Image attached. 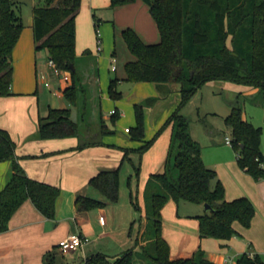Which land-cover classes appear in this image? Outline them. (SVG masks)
Masks as SVG:
<instances>
[{"label": "trees", "instance_id": "16d2710c", "mask_svg": "<svg viewBox=\"0 0 264 264\" xmlns=\"http://www.w3.org/2000/svg\"><path fill=\"white\" fill-rule=\"evenodd\" d=\"M135 1L110 0V6L115 8ZM142 1L149 6L160 40L149 43L132 27L122 29L125 43L134 55V59L124 65L126 79L153 82L160 96L179 91L181 100L151 139L137 149L121 148L125 152L123 159L129 158L131 150L142 155L164 128L172 127L165 169L151 173L147 178L144 207L132 197L134 208L144 212L146 218L143 243L139 249H128L114 260L97 253L88 257L84 264H215L201 246L191 256L171 258L170 243L163 236L162 210L170 199L210 204L213 210L195 215L200 238L229 240L242 236L234 222L244 228L252 224L256 205L246 195L226 199L224 184L216 170L205 163L202 146L192 137L191 121L181 114V108L204 83L213 80L233 81L258 88L259 93L264 92V0ZM81 5L82 0H43L33 9L36 50H46L49 60L61 70L70 72L71 84L65 88L64 96L72 106H78L86 92L84 76L79 74L76 66V20ZM23 28L21 2L0 0V97L14 94L12 53ZM93 74L98 75L97 67ZM117 82L118 78H113L108 86L109 96L114 100L122 97ZM156 100L154 96L135 104L136 124L128 128L132 139L144 140L145 106ZM261 102L264 106V101ZM72 114L71 107H49L47 114L39 117L34 138L74 136L79 142L73 149H83L102 145L101 138L115 132L107 125L101 110L97 114V124L84 130ZM116 115L117 110L111 115L113 121ZM82 120H85L84 115ZM224 120L231 130V146L236 152L238 165L255 180L261 179L264 177V169L260 167L264 159L262 127L246 119L243 107L239 105H232ZM19 159L15 141L8 130L0 128V161L10 160L12 169L0 190V233L9 229L10 219L27 199L46 217H56L60 187L28 176ZM135 169L139 171L136 166ZM89 184L106 199L118 201L120 167L100 171L89 179ZM75 205L79 210H88L102 207L104 202L78 194ZM251 247L248 243V251L236 258V264H264L259 253L250 256ZM54 258V250L48 251L44 264L53 263Z\"/></svg>", "mask_w": 264, "mask_h": 264}, {"label": "crops", "instance_id": "0c3cea01", "mask_svg": "<svg viewBox=\"0 0 264 264\" xmlns=\"http://www.w3.org/2000/svg\"><path fill=\"white\" fill-rule=\"evenodd\" d=\"M140 1L142 0H136L133 4L128 5L131 7L137 5V7L142 8L143 6ZM109 3L110 0H90L89 6L93 10L97 7L107 6ZM83 7L84 1L82 0L80 12L83 10ZM80 12L76 20V30L78 19H80L79 17L82 15ZM147 13V10L141 13L144 18V25L140 24L138 17L133 21L135 23H130V25L134 26L135 30L144 41L149 43L157 42L151 41L154 35L153 32L152 35H149V33L146 34V30L153 29V23H155L154 20V22H152L150 18H147ZM101 18L102 17L93 13L91 17L92 24L95 25V27H100ZM85 21L86 23H90L86 18ZM30 25L33 33L35 53L33 56L30 51L31 58L27 60L26 66V68H28V75L25 74L26 78H21L17 84V75L14 77L16 61L12 53V91L14 94L0 97V128L8 130L12 139L15 141L16 154L20 156L19 162L28 176L60 187L61 194L57 201V212L54 219H50L43 215L30 199L22 203L10 219L9 229L0 233V264H44L45 254L50 250H54L55 253L54 261L50 264H57V258L60 255H65L59 248V241L74 232L86 235L89 241L83 246L71 251V253H73L80 249L82 254V257L73 264H84L88 257L97 253H103L108 258L115 259L128 249L137 250L143 243L142 234L146 227V218L144 212L140 213L134 208L132 197H135L140 206L144 207V186L146 180L151 173L164 171L170 138L165 146L163 155L153 164L152 171L146 175L143 180L139 179L136 191L131 188L130 181L127 180L129 189L124 186L123 190H120L118 201L112 202L106 199L100 191L89 184V179L102 170L121 168L125 153L121 148L137 149L148 139L144 138L143 141L136 140L140 142L136 146L135 143L129 142L126 138L121 136L117 138L108 134L101 138L103 142L102 145L89 146L83 149H73L79 142L78 138L74 136L35 139L34 136L39 127V117L47 114L48 110H46V108H63L54 105L55 103H53V101L50 103L49 100L45 104L43 101L45 91L51 92L54 96L65 98L64 90L71 84V80L66 82L56 73L55 68L49 64L47 52L43 59L38 58L33 32V14ZM146 36L150 41L144 39ZM110 43L111 35L108 34L107 37L102 34L103 50L100 53L94 55L90 52L86 53L85 51L80 55L77 53L76 47V54L77 57L83 59V62H80V68L82 70L83 67L87 69L89 64L91 66L94 64L93 60H91L92 57H94L97 62L98 75L92 73L88 75L89 77L87 79L90 85L95 88V90L93 89V100H95L93 105L94 114H98L99 110H101L102 113L106 108L108 110V115L103 116L102 114L103 118L106 119L109 115H112L111 111L116 109L120 114L123 112V117L127 118L132 114L129 104L114 99V101H111L112 98L110 96L108 99L103 96L104 81L102 80V68L98 56L101 54L103 55V52L105 53L107 51ZM109 53L108 51L107 55H109ZM113 54H115V49ZM111 62L113 63V60ZM19 63L18 61V64ZM113 71H117V69ZM113 78H118L117 86L119 84L123 85L124 81L127 80L126 73H123L121 76L117 75L111 77L109 80L106 79L105 83L107 89ZM134 83H137L138 86H133L128 93L132 94L136 89V94H142L140 97L141 99L146 98L145 100H147L150 97H157V100L153 104L145 106V111L158 110V108L163 110L160 116L156 118V122L158 121V123L154 126V129L157 130L160 124L165 122L164 120L169 117L168 114H171L180 103L181 93L179 91H174L167 96H160L153 82ZM250 88L249 92L253 93L256 91L255 88ZM145 90H147L146 93L141 92ZM141 99L138 101L133 97L132 100L134 101H131L134 103L133 106H135L136 103H141ZM168 99L172 101V104L166 107L169 102ZM133 110L135 112L134 107ZM156 115L158 114L156 113ZM161 120L163 121L160 122ZM127 128L129 127H125L124 131L126 134L130 135V132L126 131ZM169 128L171 137V125H169ZM190 130L192 133V125L190 126ZM207 134L212 140L214 139L213 134L210 132ZM122 135L124 134L122 133ZM96 136L97 134H95V137ZM130 139L132 140L131 136ZM131 156V152H129V159ZM209 167L216 170L218 177L223 182L227 200H232L244 195L252 199L257 207L252 224L249 228H244L238 222H234V227L243 236V239L234 236L229 240H212L209 237L200 238L199 236V241H195L194 238L190 237L193 242L192 245H190V247L185 245L183 249H174L172 237L163 230V236L170 243L171 258L191 256L193 252L201 246L206 251L211 261L215 264H225L224 260L226 256H231L229 255L231 252H234L232 256L237 257L243 252L248 251V243L252 245L251 252L259 253L262 256V254H264V186L261 187V190L247 189V184L253 179L244 169L239 167L237 159L233 161L230 157L225 160V163L218 164L216 167L209 165ZM11 170L10 160L0 161V190L5 186L11 174ZM122 180L123 176L120 175V188ZM256 184L264 185V179H259ZM98 192L101 196L97 197V199L104 202L102 207H92L88 210L77 209L75 200L78 194L95 197L98 195L96 194ZM198 205L201 206L200 209H202V212L197 211L196 215L207 212L204 209V204L198 203ZM102 215L105 216L104 223L99 219ZM176 219L178 224L192 225L195 223L180 217ZM181 221H183V223H181Z\"/></svg>", "mask_w": 264, "mask_h": 264}, {"label": "rangeland", "instance_id": "374dc122", "mask_svg": "<svg viewBox=\"0 0 264 264\" xmlns=\"http://www.w3.org/2000/svg\"><path fill=\"white\" fill-rule=\"evenodd\" d=\"M18 1L21 2V15L23 17L25 27L22 31L21 38L18 41L13 52V57L16 61L14 72V77L17 75L16 84L19 80H21V78H24L26 76L25 74L28 75V68H26L27 60L31 58L30 51L33 56L35 53V45L33 43V33L30 22L32 20L34 7L43 3V0ZM83 1L84 7L80 12L82 15L81 17H79L80 19H78L77 23V53L82 55L87 49H89V52L91 54L96 55L98 53L96 27L91 22L93 13L102 17L99 27L102 34L107 37L108 34L111 35V43L109 44V48H107V51L105 53L103 52V55L101 54L98 56L101 62L102 80L104 81L103 96L108 99L109 93L108 89L106 88V79L109 80L111 77H115L117 75L121 76L123 73H126L124 66L125 63L131 59H134V55L127 47L123 38L122 29L128 26L135 29L134 26L130 25V23H135L133 21L136 17L139 18L138 21L140 22V24L144 25V18L141 14L142 11L147 10V18H150L152 22H154V19L151 16L149 6L146 5V3H144L143 1H140L141 5L143 6L142 8L137 7V5H133L131 7L128 4L112 8L109 3L107 6L97 7L93 10L89 6L90 0ZM85 18L86 20L90 21V23H86ZM153 24V29H147L146 34L149 33V35H152L153 32L154 35L152 39L154 40L151 39V41L158 42L160 39V34L157 25L155 23ZM144 39H148L150 41L147 36ZM114 49L115 54H113ZM108 51L110 52L109 55H107ZM46 52V50H40L36 53L38 58L43 59L46 55ZM113 59H116V65L118 67L117 71L112 70L113 63L111 61ZM91 60H93L94 64L92 66L89 64L87 69H85L86 67L84 68L82 66L84 71L80 68V62L82 63L83 59L77 57L76 60L78 72L81 76H84L83 84L86 88V92L82 94L78 106H72L64 97L54 96L49 91H45V95H43V101L45 104L49 100L50 103H52L53 101V103H55L54 105L57 106L71 107L73 110L72 117L74 120L81 123L82 130L88 127L92 128L93 125L97 124V114H94L93 106L95 103V100H93V89L95 90V88H93L88 82L89 80H87L88 75L94 73L97 67L95 58L92 57ZM18 61L20 62L19 64ZM133 86L138 85L137 83L128 80H125L123 85L119 84L117 86L118 90L122 92V97L117 101L129 104V108L132 110L131 116L124 118L122 112L121 114L118 113V115H116L115 121H113L110 115L105 120L109 128L115 130L113 134H109L110 136H114L117 138L121 136L123 138H126V140H128L129 142L135 143L137 146L140 142L133 139L131 140V135L126 134L124 131L125 127L130 128L135 125V112L133 110L134 103L131 102L134 101L132 100L133 97L134 99L140 101V97L142 96L141 93L136 94V89L132 92V94L128 93ZM250 89L251 88L249 86L235 83L233 81H208L204 83L181 108V114L188 117L191 121L192 137L202 146L203 157L205 163L208 166L211 165L216 167V165L218 164L225 163V160L230 157L233 159V161L237 159V155L233 147L225 143L226 136H231V130L225 123L224 119L227 115H229L232 105L242 106L245 118L251 121L255 126L262 127L263 131L261 136V149L264 152V106L261 102L264 101V92L259 93V90H257L258 88H255L256 91L251 93L249 92ZM146 91L147 90L141 92L146 93ZM145 99L146 98H142L141 102ZM169 100L170 99H168V101ZM111 101L114 100L111 99ZM171 104L172 101H169L166 107H169ZM46 110L48 109L46 108ZM107 111L108 110L106 108L102 111L103 116L108 115ZM162 111L163 110H161V108L153 111H145V139H151L163 125L164 122L160 124V122L163 121L161 120L159 122L160 126L157 128V130L154 129V126H156V124L158 123V121L156 122V118L160 116ZM156 113L158 115H156ZM82 115L85 116V120H82ZM169 115L170 113L168 114V116ZM207 131L214 135L213 140L209 137ZM122 133L124 135H122ZM169 138L170 128L169 126H167L157 136L151 147L148 148L142 155H140L135 150L130 151L132 155L131 158L124 159V162L122 163L120 168V175L123 176L120 190H123L124 186L125 188H128V181H130L131 188L135 191L137 190L139 179L143 180L145 176L152 171L153 164L157 161V159L160 158V156L163 155L165 146L168 143ZM135 166L139 168V171L135 169ZM249 176L253 180L249 181L250 183L247 184V189L261 190V187L264 185L256 184L258 183V180H255L250 174ZM262 179H264V177H262ZM96 194H98L97 196H95L96 198L101 196L99 192ZM200 208L201 206L198 205V203L187 201L184 199H180L179 201L170 199L165 204L162 213L163 230L165 233H168L172 237V245L174 249H183L185 248V245L187 247H190V245H192L193 243L191 238H194L195 241H199L200 238L198 234V222L195 218V215L197 211L202 212V209ZM179 217L182 219H186L187 221L191 220V222L193 221L195 223H193L192 225L178 224L176 218ZM181 223H183V221H181ZM238 237L243 239V236ZM211 239L217 240L215 238ZM233 253L234 252H231L229 255L232 256L234 255ZM81 257L82 254L80 249L73 253H71V251L65 252V255H60L57 258V264H73L76 263ZM262 258L264 260V254H262ZM111 260H114V258Z\"/></svg>", "mask_w": 264, "mask_h": 264}, {"label": "built area", "instance_id": "2783aa9c", "mask_svg": "<svg viewBox=\"0 0 264 264\" xmlns=\"http://www.w3.org/2000/svg\"><path fill=\"white\" fill-rule=\"evenodd\" d=\"M96 36H97V52L100 53L103 50V46H102V33L101 30L99 29V27L96 28ZM116 59H113V66L112 69L115 70L117 69V65H116ZM49 64H51L55 70L56 73L66 82L71 80V74L69 71H63L61 70L57 64L53 61V60H49ZM116 112V109H113L111 111L112 114H114ZM126 131H129V129L127 128ZM231 136H226L225 138V142L227 144L231 145ZM260 167L262 169H264V159L263 161L260 162ZM100 221L102 223L105 222V216L102 215L100 216ZM89 241V238L86 235H83L79 232H74L72 234H70L69 236L61 239L59 241V248L62 252H69L72 250H75L78 247L83 246L84 244H86ZM255 255L254 252H250V256L253 257ZM225 264H236V257L234 256H226L225 260H224Z\"/></svg>", "mask_w": 264, "mask_h": 264}, {"label": "water", "instance_id": "95a60500", "mask_svg": "<svg viewBox=\"0 0 264 264\" xmlns=\"http://www.w3.org/2000/svg\"><path fill=\"white\" fill-rule=\"evenodd\" d=\"M204 209H205V211L213 210L212 207H211V205L208 204V203H205L204 204Z\"/></svg>", "mask_w": 264, "mask_h": 264}]
</instances>
